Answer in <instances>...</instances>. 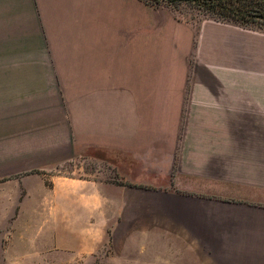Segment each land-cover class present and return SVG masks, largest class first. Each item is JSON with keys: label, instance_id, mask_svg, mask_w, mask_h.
<instances>
[{"label": "crops", "instance_id": "crops-1", "mask_svg": "<svg viewBox=\"0 0 264 264\" xmlns=\"http://www.w3.org/2000/svg\"><path fill=\"white\" fill-rule=\"evenodd\" d=\"M0 264H264V31L0 0Z\"/></svg>", "mask_w": 264, "mask_h": 264}, {"label": "trees", "instance_id": "trees-1", "mask_svg": "<svg viewBox=\"0 0 264 264\" xmlns=\"http://www.w3.org/2000/svg\"><path fill=\"white\" fill-rule=\"evenodd\" d=\"M147 4L168 6L178 10L180 5H188L202 11L214 21L235 24L248 28L256 25L264 28V0H143Z\"/></svg>", "mask_w": 264, "mask_h": 264}, {"label": "rangeland", "instance_id": "rangeland-1", "mask_svg": "<svg viewBox=\"0 0 264 264\" xmlns=\"http://www.w3.org/2000/svg\"><path fill=\"white\" fill-rule=\"evenodd\" d=\"M178 13L182 16V17H185V18H193L194 20L198 21V20H201V19H204V18H207L206 15L200 11V10H197L195 8H192L188 5H180L178 7ZM249 29H254V30H261V31H264V28H259L258 26L256 25H251V26H248ZM108 254V253H107ZM104 255L102 254V256L100 255V258L102 259V261L107 258L108 255ZM95 262H99V257H96L95 258Z\"/></svg>", "mask_w": 264, "mask_h": 264}]
</instances>
